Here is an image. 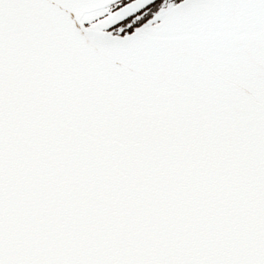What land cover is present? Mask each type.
<instances>
[{"label": "snow or ice", "instance_id": "obj_1", "mask_svg": "<svg viewBox=\"0 0 264 264\" xmlns=\"http://www.w3.org/2000/svg\"><path fill=\"white\" fill-rule=\"evenodd\" d=\"M0 264H264V0H0Z\"/></svg>", "mask_w": 264, "mask_h": 264}]
</instances>
